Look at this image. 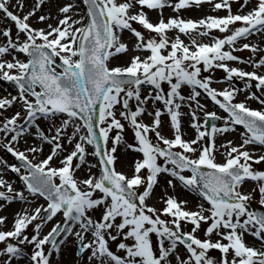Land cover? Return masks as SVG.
<instances>
[{"label": "snow or ice", "instance_id": "1", "mask_svg": "<svg viewBox=\"0 0 264 264\" xmlns=\"http://www.w3.org/2000/svg\"><path fill=\"white\" fill-rule=\"evenodd\" d=\"M51 2L0 0V82L15 89L0 150L19 162L0 158V210L21 205L10 226L0 215V264H58L69 242L77 264H264V0ZM204 5L224 14L164 18Z\"/></svg>", "mask_w": 264, "mask_h": 264}, {"label": "rangeland", "instance_id": "2", "mask_svg": "<svg viewBox=\"0 0 264 264\" xmlns=\"http://www.w3.org/2000/svg\"><path fill=\"white\" fill-rule=\"evenodd\" d=\"M33 2H34V0H33ZM58 2H59V0H52V2H51V4H50V7H49L48 9H44V11H49V10H51V11L54 13V12H55L56 4H57ZM81 7H82V6H81ZM236 7H237V3H233V10H234V11L236 10ZM205 10H208L209 12H206ZM188 11H194L195 14L202 15V16H200V17H199V16H192V17L185 16V19H193V20L199 19V18H201V17H203V16H205V15H217V14H219V15H223V14H224L223 12H220V13L212 12V11L210 10V8H209L207 5H206V6L204 5V6H202L201 8L193 7V8H189V9H184L183 11L181 10L180 13H181V12H188ZM37 15H38V14H37ZM180 18H183V16H181ZM153 22H154V21H153ZM6 23H7V22L3 20L2 16H0V27L5 26ZM34 26H35V25H34ZM216 34H217V35H220L219 33H216ZM181 38L185 40V43L188 42L187 39H186L185 37L181 36ZM124 39H125L126 41H128L129 46L131 47V41H132V38L130 37V35L127 34V33H125V35H124ZM205 42H207V41H205ZM235 54L238 55V56H241L242 58H247V57L250 55V53H249L247 50H245V51H243V52H238V53H235ZM235 66H238V67L244 68L245 70H249V71L251 70L250 67H247V66H245V65H235ZM223 75H224V74H223L222 70H219V69H217V70L213 73V76H214L215 79H221V78L223 77ZM236 83H237V86H238V87H242V86H243L242 83L239 82V81H237ZM213 86H214V87H217V88H223V87H226L225 84H214ZM0 87H1L2 90H3L4 92H6V93L11 92L12 94H15V93L11 90V87H9V85H8L6 82H0ZM185 94H187V90H185ZM237 98H238V99H243V95H240V96H238ZM200 99H201V102H202V103H205V104L207 105V108H208L209 111H218V114H219V115H221V116L224 115L222 112H219V110L216 108V106L213 105L210 101H208L205 97H201ZM250 104H251V106L254 107V108H259V107H260V105H258L255 101L250 102ZM12 111H14V110H10V112H9L8 114H11ZM183 111H187V109H184ZM185 118H186V119H185ZM185 118H184V117L182 118V122H183L184 119L186 120V122H184V124H187V125H188L187 128L190 129L191 137H188V136L186 135V132L183 130V126H182V130H183L184 133H185V139H190V138H192L193 135H194V130L191 129V128L189 127V117H188V116H185ZM149 119H150V118H148V117L146 116V117H145V122H148ZM167 119H168V118H167L166 116L162 117V121L164 122V123H163V129H164V134L170 136V135H171V132H170L169 127H168ZM122 122H123V121H122ZM222 123H223V122H221V124H220L219 126H221ZM184 128H185V126H184ZM187 128H185V129H187ZM125 138H126L129 142H132L133 133L131 132L130 129H127V128H126ZM227 138H228V139H232V140H233L234 142H236V143L239 142V135H238V133L231 134V135H229ZM217 142L219 143L220 141L218 140ZM20 147L23 148L24 145L21 144ZM45 151H47V146H46V148H45ZM130 153H131V152H130ZM132 154H134V153H132ZM134 155H135V154H134ZM0 158H3V159H5V160H7L8 163H10V164H11V163H15L14 158L11 157L10 154L4 152L3 150H0ZM218 159H220L219 156H218ZM93 162H94V161H93ZM128 165H129L128 168H129V170H130V173H128V172H126V171H124V170H121L120 168H119V170L124 171V172H126V173H128V174L130 175L131 172H132V167H131L132 163H131V164H128ZM86 174H87L86 172H83L81 176H85ZM79 175H80V174H79ZM7 176H9L10 180H12V182H14V186H15V187H16V186L19 187V181H18V178L16 177V175H15L14 173H11V172L9 171L8 174H7ZM248 186H249V188H252V187H253V185H252L251 183H248ZM185 193H187V192H185ZM187 194H189V193H187ZM161 195H162V188H161V186H160V187H157V188L155 189V195H154L155 198H153V199L150 201V203L154 204V205L157 206V207H161V205H160L159 203H157V201H158V199H159V197H160ZM189 195L192 196L191 194H189ZM192 198H193L192 202H190L189 205H188L190 208H194V207H195V203H194V201L196 202V198H195L194 196H192ZM5 207H6V206H5ZM19 209H20V208H18V210H19ZM5 211H6V208H5V210H4V209H3V210H0V215H2ZM10 218L13 219L12 216H10ZM57 219H58V218H57ZM10 225H11V223H9V226H10ZM50 227H51V222L49 223V225H47V226L45 227L44 231L46 232L47 230L50 229ZM198 235H200L201 238H203L202 233H198ZM249 239L252 240L251 238H249ZM68 244H69V250H73V251H74V260H73V263H70V262H69V264H77V258L75 257V251L77 250V249H76V246H75V244H74L73 242H69ZM26 251H27V249H26ZM24 260H25V262H27V258H25ZM59 261H60V260H59ZM64 264H65V263H64ZM67 264H68V263H67Z\"/></svg>", "mask_w": 264, "mask_h": 264}, {"label": "bare ground", "instance_id": "3", "mask_svg": "<svg viewBox=\"0 0 264 264\" xmlns=\"http://www.w3.org/2000/svg\"><path fill=\"white\" fill-rule=\"evenodd\" d=\"M23 2L25 4V11L29 10V8L33 4V0H23ZM205 11L209 12L208 10H205ZM37 14L39 15V13H37ZM177 15H179L180 17L183 16V19H185V16H188V17H192V16H199L200 17V16H202V15H199V14H195L194 11L175 13L170 8H166L164 10V18L165 19H167L170 16L171 17H175ZM149 17H150V19L152 21L156 22L158 20L159 14L156 11H150L149 12ZM31 22L33 23V25L37 26L36 23H35V18H33ZM169 35H173V33H169ZM257 39H258V37L257 38H253V42H255ZM4 95H7V93L4 92L2 90V88L0 87V97H2ZM184 118H185V116H184ZM185 119L182 122L183 130L186 132V135L188 137H191L190 129L187 128L188 125L184 124V122H186ZM184 126L187 129H185ZM119 155H120V160L117 163L118 169L120 168L121 170H124V171L130 173V170L128 168L129 167L128 164L132 163L133 158H134L135 155L130 153V152H124V151H120ZM79 174L82 175V173H79ZM5 179H7L10 182H12V180H10L9 176H7V175L5 176ZM165 186L166 185H164L163 181H161V188H163ZM248 190H251V188H249L248 184H246L245 185V191H248ZM177 195L180 196L183 199H187L189 201V203L192 202V200H193L192 196H190L189 194H187V193H185L183 191H180V190H178ZM154 198H155V196H154ZM194 203H196V202L194 201ZM16 211H18V205L16 203H14V204H12L10 206H7L6 207V211L2 215H6L8 217V223H11L12 222V218H10V216L13 217V215H14V213ZM249 242L251 243L253 241L249 240ZM73 260H74V251L73 250H69V244H67L66 246H64L62 248L61 257H60V261L58 262V264H64V263L65 264H67V263L69 264V262L73 263ZM22 264H24L23 261H22Z\"/></svg>", "mask_w": 264, "mask_h": 264}]
</instances>
